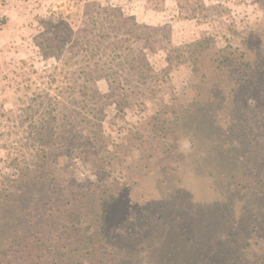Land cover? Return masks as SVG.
I'll list each match as a JSON object with an SVG mask.
<instances>
[{
  "label": "rangeland",
  "instance_id": "1",
  "mask_svg": "<svg viewBox=\"0 0 264 264\" xmlns=\"http://www.w3.org/2000/svg\"><path fill=\"white\" fill-rule=\"evenodd\" d=\"M203 3L197 20L181 0H0V132L58 124L43 163H22L33 176L1 245L27 214L43 239L57 211H78L90 264L250 259L264 242V1ZM90 211L105 224L86 228Z\"/></svg>",
  "mask_w": 264,
  "mask_h": 264
},
{
  "label": "trees",
  "instance_id": "2",
  "mask_svg": "<svg viewBox=\"0 0 264 264\" xmlns=\"http://www.w3.org/2000/svg\"><path fill=\"white\" fill-rule=\"evenodd\" d=\"M181 1L185 4L183 8L187 18L197 20L206 18L203 0ZM201 43L202 41L198 40L195 45L201 46ZM56 119L54 115H49L46 119L43 117L34 119L29 116L26 122L29 132L16 139H10L9 133L0 132L2 136L8 137L4 136L0 141V150L5 151V155L0 157V219L7 213L4 210L12 201L14 192L33 176L31 174L33 171L28 168L29 166L22 164L26 162V156H32L36 161L35 166L39 163L42 164L46 159V147L54 144L55 132L53 129L58 127ZM77 212L57 211L56 213L59 214L54 220L55 228L52 229V233L42 236L43 239H37V234L29 228L28 224H33L34 220L30 214H27L25 229H13L12 235L4 241L3 245L0 244V264L92 263L98 250L96 240L86 236L85 233L77 238L73 237V233L77 229L76 225L80 223L82 217ZM98 214L95 211H90L89 217H91L88 219L86 228L89 229L95 222L105 224L106 211H100ZM47 220L49 219L47 218ZM50 223L54 224L50 221L43 227H48ZM38 233L40 234V232ZM74 238L75 242H73ZM78 254H80L79 257H76ZM244 264H264V242L258 245L249 260H244Z\"/></svg>",
  "mask_w": 264,
  "mask_h": 264
}]
</instances>
